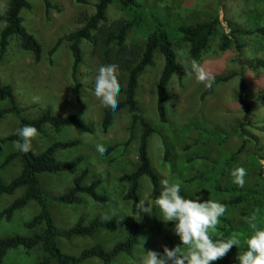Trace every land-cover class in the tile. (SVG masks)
Returning <instances> with one entry per match:
<instances>
[{
  "label": "rangeland",
  "instance_id": "1",
  "mask_svg": "<svg viewBox=\"0 0 264 264\" xmlns=\"http://www.w3.org/2000/svg\"><path fill=\"white\" fill-rule=\"evenodd\" d=\"M6 0H0V12ZM59 6V12L49 10L44 15L40 0H27L30 10L21 11L24 28L38 41L41 46V58L35 63L29 52L19 47L16 37L8 40V45L0 57V81L11 87L19 107L23 108L26 117H36L44 109L56 115L76 114L90 127V133H80L76 127L68 126L52 130L43 126L31 141V149L39 152L55 141L78 140V145L69 150L57 152L59 161L72 160L76 156L81 162L72 170L56 174H39L42 189L53 194L63 193L70 185L72 178L83 168L87 169L84 184L94 177L101 180L98 191L106 194L109 201L98 204L83 196L77 205H59L49 202V211L57 227L65 228L73 224L81 216L88 221L94 216L117 222L115 232L97 231L91 237L75 236L69 241L57 240V246L68 253H77L80 249L98 243L109 248L121 239L131 222L139 225L137 245L131 256H119L110 264H139L144 250L159 252L162 246V235L168 234L174 239V224L166 226L162 213L156 207V222H152L148 213H141L137 219V209L121 196L126 184L118 182V177L131 171L136 164L135 142L137 128L130 132L129 114L117 112L105 132L99 128L102 110L105 108L94 95L95 78L99 65L90 53L86 41L79 42L81 62L76 68L78 95L74 94L70 79L71 57L66 43L61 41L50 62L46 51L59 37L78 29L82 20L93 12L92 4L97 0H49ZM141 5L139 25L126 34V44H140L152 31V23L147 13L152 12L162 22L172 45L176 60L191 70L193 61L214 77L235 73L229 81L217 84L210 94L201 97L207 88L198 83L195 74H186L178 80L172 76L166 87L167 122L159 123L155 112V86L162 65L158 52L153 54L152 64L143 69L137 79L136 101L142 116L153 125L169 147V158L162 160L163 149L159 135H152L147 143L149 162L160 180L167 178L170 183H179L181 191L204 200L216 202L227 200L230 195L219 189L233 186L231 170L236 167L245 168V184L243 187L253 188V173L259 170L264 178V70L252 69L251 62L260 59L264 62V37L259 35L239 36L228 35L230 43L220 50L221 36L229 34L227 24L241 29H252L264 26V0H135ZM132 11L120 7L116 0L105 10L106 23L114 20H129ZM216 18L206 48L197 60L187 56V44L176 32L179 24L190 25L195 22ZM1 27V25H0ZM120 97L117 96V100ZM248 102L250 110L243 120L244 103ZM4 104L0 105L2 109ZM246 137L234 132L235 125ZM17 122L12 115H4L0 119V137L11 134ZM204 132L213 133L210 137ZM218 133V134H216ZM198 142L188 150L184 147ZM102 144L106 149H113L104 154L96 150ZM12 144L0 146V160L13 149ZM251 157L253 159H251ZM187 159H191L187 161ZM19 171L18 162L14 161L0 169V177L8 181ZM205 173L206 179H189L197 173ZM21 191L12 195L0 196V210L7 206ZM149 184L145 178L139 180L138 202L144 200L149 209ZM248 203H246L247 205ZM245 205V204H244ZM242 207L226 206L223 215L235 218ZM37 208L33 202L15 212L10 222L0 219V237L14 233L29 234L21 224L33 216ZM209 234H213L210 230ZM243 251L234 250L228 254L227 264H239L237 255ZM161 253V252H160ZM162 254V253H161ZM37 249L23 251L19 248L8 250L0 264H30L39 258ZM216 261L212 262L214 264ZM54 264V263H51ZM81 264H101L90 259Z\"/></svg>",
  "mask_w": 264,
  "mask_h": 264
},
{
  "label": "trees",
  "instance_id": "2",
  "mask_svg": "<svg viewBox=\"0 0 264 264\" xmlns=\"http://www.w3.org/2000/svg\"><path fill=\"white\" fill-rule=\"evenodd\" d=\"M44 15L47 16L49 10L59 12L60 8L52 4L49 0H40ZM79 3H86L85 0H75ZM120 7L131 10L132 16L129 20L118 19L106 23L105 10L112 0H97L92 4L93 12L82 20V25L58 39L46 51L48 62L56 51L57 47L64 41L66 48L70 53V79L73 83L74 94L78 95V83L76 81V68L81 62V52L79 42L86 41L90 46V53L98 62V65L115 64L118 66V81L120 92L118 107L113 111L109 107L102 110L99 120V128L105 132L111 124L112 118L119 111L129 114L130 132L133 127L137 128V137L135 142L136 164L134 168L122 173L118 177V182L126 184V190L121 196L123 201H128L134 206L138 203V185L141 178H145L149 184V217L152 222H156V206L154 200L160 194V180L153 170L147 155V143L152 135H159L163 149L162 160L169 158V147L157 132L143 116L136 101L137 79L143 69L152 64L153 54L158 52L162 59V65L157 77L155 86V112L159 123L167 122L166 109V87L172 76L178 80L183 78L188 69L177 62L169 36L163 27L162 22L154 13L148 12V19L152 23V31L145 37L140 44L127 45L126 34L136 28L140 22L141 5L135 0H116ZM30 10L27 0H6L0 12V57L8 45L11 37H16L19 41L21 50L29 52L35 63L41 58V46L38 41L23 26L21 11ZM5 22L7 26H5ZM216 18H210L207 21L195 22L190 25L179 24L176 32L180 34L182 40L187 44V56L191 60H197L201 52L206 48L209 38L212 34ZM229 34L221 36L220 50L228 47L230 39L228 35L236 34L239 36L259 35L264 37V26L254 27L252 29H241L237 26L227 24ZM251 68H261L264 70V62L255 59L251 62ZM236 74L231 72L215 77L211 88H206L201 97L211 93L213 87L217 84L229 81ZM0 119L8 114L12 115L17 122L15 130L6 136L0 137V146L12 144L20 138L16 135V130L26 125L33 126L40 132L43 126H48L52 130L74 126L80 133H90L91 127L76 114L56 115L49 109H44L36 117H26L23 114L24 109L19 107L12 89L9 85L0 81ZM243 120L247 119L250 106L248 102L244 103ZM234 132L246 137L245 133L240 131V125L236 123ZM208 137L215 135L204 132ZM218 134V133H216ZM198 142H192L184 147L188 150ZM78 145V140L71 139L66 141H55L46 146L39 152L32 149L28 153H23L15 147L11 152L6 153L0 160V169L7 167L12 162H18V173L8 181H3L0 177V196L12 195L16 191H21L20 195L14 198L7 206L0 210V219L10 222L15 212L33 202L37 208L36 213L21 224L23 230L29 234L14 233L10 236L0 237V263L8 250L21 249L31 251L37 249L40 252L39 258L30 264H81L90 259H96L101 264H110L119 256H131L133 248L137 245V233L139 225L137 222H131L124 236L115 241L109 248H104L95 243L80 249L77 253H68L61 250L57 240L69 241L75 236L91 237L97 231L104 230L115 232L117 222L115 220L101 219L94 216L88 221H84L79 216L76 221L68 227H57L49 211V202L59 205H77L82 202L85 196L90 201L98 204H106L109 198L106 194L99 192L98 187L101 180L94 177L88 184H84L87 175V169L83 168L76 176L72 178L69 187L60 194H53L42 189L38 179L39 174H56L67 172L74 169L82 160L80 156L72 160L59 161L56 158L57 152L69 150ZM113 147H108L105 153L110 152ZM251 159H253L251 157ZM191 159H187L190 161ZM206 179L205 173H197L189 181L196 179ZM254 187H239L237 185L227 186L219 189L221 192L228 193L230 198L222 200L225 206L242 207L238 210L235 218L220 217V223L217 225V231L212 235L213 239H228L236 237L240 243L233 246L231 250L222 259L214 264H227L228 254L231 251H246V239L253 234L249 223L247 222L253 215L254 221L258 227L264 228V178L257 169L253 173ZM186 199H196L188 193H180ZM206 201L199 197L198 202ZM246 203H248L246 205ZM245 204V205H244ZM174 221L167 222L166 226H171ZM181 245L180 239H174L168 234L162 235V246L159 252L163 253V246L172 249Z\"/></svg>",
  "mask_w": 264,
  "mask_h": 264
},
{
  "label": "clouds",
  "instance_id": "3",
  "mask_svg": "<svg viewBox=\"0 0 264 264\" xmlns=\"http://www.w3.org/2000/svg\"><path fill=\"white\" fill-rule=\"evenodd\" d=\"M5 26L7 23L5 22ZM188 75L195 74L198 83H203L207 88H211L215 77L198 62L193 61ZM120 92L118 81V66L115 64L99 67L95 78L94 95L105 107L113 111L118 107L117 96ZM37 129L26 125L16 130V135L20 138L14 142V147L28 153L31 150V141L36 136ZM96 150L104 154L107 149L102 144L96 145ZM230 175L233 183L239 187L245 184L247 172L243 167H236L231 170ZM162 191L154 200V204L162 213V220L167 223L174 221V233L179 237L181 245L172 249L163 246V253L144 250V255L140 257L139 264H212V262L222 259L237 246L240 241L236 237L228 239H213L210 230L215 233L220 217L226 212V206L222 203L206 200L198 202L196 199H186L181 193L179 183H170L167 178L161 180ZM137 209L135 213L137 219L141 218V213H148L149 209L144 200H139L134 205ZM106 221L110 217L104 218ZM256 216L253 215L247 222L253 234L246 239V251L237 255L239 264H264V228L258 227L254 222Z\"/></svg>",
  "mask_w": 264,
  "mask_h": 264
}]
</instances>
